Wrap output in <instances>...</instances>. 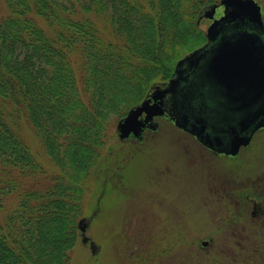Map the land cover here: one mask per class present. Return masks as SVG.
<instances>
[{
    "label": "trees",
    "instance_id": "trees-1",
    "mask_svg": "<svg viewBox=\"0 0 264 264\" xmlns=\"http://www.w3.org/2000/svg\"><path fill=\"white\" fill-rule=\"evenodd\" d=\"M220 1L0 0V212L17 199L0 217V264L70 263L112 122L206 41L198 16Z\"/></svg>",
    "mask_w": 264,
    "mask_h": 264
},
{
    "label": "rangeland",
    "instance_id": "rangeland-1",
    "mask_svg": "<svg viewBox=\"0 0 264 264\" xmlns=\"http://www.w3.org/2000/svg\"><path fill=\"white\" fill-rule=\"evenodd\" d=\"M256 2L264 20V0ZM200 24L206 33L211 21ZM153 121L142 140H121L119 120L112 122L84 180L79 221L89 224V241L80 231L69 264H264V213L252 215L254 202L264 211V129L229 157L206 151L168 117ZM25 134L47 172L57 170L36 136ZM5 203L0 217L17 199Z\"/></svg>",
    "mask_w": 264,
    "mask_h": 264
},
{
    "label": "water",
    "instance_id": "water-1",
    "mask_svg": "<svg viewBox=\"0 0 264 264\" xmlns=\"http://www.w3.org/2000/svg\"><path fill=\"white\" fill-rule=\"evenodd\" d=\"M220 8L223 14L216 17ZM204 18L212 21L207 42L180 59L175 76L153 85L149 98L118 122L121 140L141 138L146 126L156 128L155 117L168 115L176 127L205 146L236 156L264 128L261 6L256 0H221L204 7L198 23ZM87 227L82 219L84 243L89 241Z\"/></svg>",
    "mask_w": 264,
    "mask_h": 264
},
{
    "label": "flooded vegetation",
    "instance_id": "flooded-vegetation-1",
    "mask_svg": "<svg viewBox=\"0 0 264 264\" xmlns=\"http://www.w3.org/2000/svg\"><path fill=\"white\" fill-rule=\"evenodd\" d=\"M171 79V78H170ZM170 79H167V80H164V81H160L159 83H164V82H167V81H169ZM151 93V88L149 89V91L147 92V94H146V96L144 97V99L142 100V102L144 101V100H146V99H148L149 98V94ZM152 104L154 103V102H151ZM144 117V116H143ZM163 117H167V115H165V116H163ZM150 127L149 126H146V128L144 129V132L146 131V130H148ZM262 129H264V128H262ZM262 129H260V130H262ZM259 130V131H260ZM194 139L198 142V144L201 146V147H203L206 151H209V152H211V153H215V154H218V156H221V155H225V154H220V153H218V152H215L214 150H212V149H210L209 147H207V146H205L204 144H202L196 137H194ZM138 140H142V138H138ZM229 157H231V156H229ZM262 194V193H261ZM262 196H263V194H262ZM247 197V196H246ZM260 197L261 196H259V199H260ZM260 200H263V198L262 199H260ZM245 203L247 204L248 203V201H246L245 200ZM255 203V205H254V210H253V213H252V215L253 216H256L258 213H261V214H263L264 213V211H263V209H261V205H259V203L258 202H254ZM262 223H263V221H262ZM210 244L211 243H209V242H202V248L203 247H209L210 246ZM256 252H259V251H256ZM147 254H149V253H147ZM260 258H262L263 260H264V256H262L261 254H260ZM254 263L255 264H257V261L256 260H254Z\"/></svg>",
    "mask_w": 264,
    "mask_h": 264
},
{
    "label": "bare ground",
    "instance_id": "bare-ground-1",
    "mask_svg": "<svg viewBox=\"0 0 264 264\" xmlns=\"http://www.w3.org/2000/svg\"><path fill=\"white\" fill-rule=\"evenodd\" d=\"M130 137H131V136H130ZM130 137H129V138H130Z\"/></svg>",
    "mask_w": 264,
    "mask_h": 264
}]
</instances>
